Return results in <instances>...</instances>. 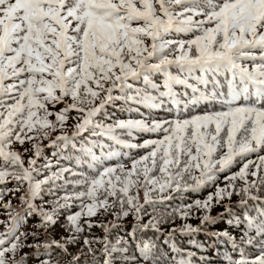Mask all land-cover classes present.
I'll list each match as a JSON object with an SVG mask.
<instances>
[{"label": "snow or ice", "instance_id": "1", "mask_svg": "<svg viewBox=\"0 0 264 264\" xmlns=\"http://www.w3.org/2000/svg\"><path fill=\"white\" fill-rule=\"evenodd\" d=\"M101 256L264 264V0H0V264Z\"/></svg>", "mask_w": 264, "mask_h": 264}, {"label": "trees", "instance_id": "2", "mask_svg": "<svg viewBox=\"0 0 264 264\" xmlns=\"http://www.w3.org/2000/svg\"><path fill=\"white\" fill-rule=\"evenodd\" d=\"M109 111H113L112 109H109ZM119 115V113H117ZM45 143H47L45 141ZM53 152H54V149L53 148H45L44 150V158L41 159V163H43V160L44 159H54L53 157ZM208 191H212V189H207V190H204L202 191L201 193L199 194H195V193H188L186 194V197H185V202H191L192 200L196 199V198H199V199H204L207 194H208ZM45 199H47V197H45ZM179 201H177L178 203ZM72 211H76V209H73ZM223 211V208L221 207H215L213 208L212 210V215L215 216L217 215L218 213L222 212ZM96 219H99V220H111L112 217L109 216L107 218L105 217H97ZM60 222L63 223L64 222V216L61 215L60 216ZM189 223H192L193 225H197L199 224V220L198 219H191L188 221ZM121 224L124 225V227H120V228H116L113 230V238L116 236V235H126L129 231H131V227H132V217H128V218H125L123 219L122 221H120ZM183 221H181L180 219H177L176 222H175V225H167L166 227H174V226H177V225H180L182 224ZM31 226V225H30ZM217 227L219 228H223V227H226V225H224L223 223L221 224H218ZM97 235H100L102 234V230L100 228H95L93 230ZM65 230L61 227H59V224L56 226V228L54 229L53 231V235L55 237H60L61 235H65ZM149 235H151V233H149ZM161 241L164 239L163 237L160 238ZM177 242L181 244V246H186V242L190 239H192L191 237H180V236H177ZM196 240L202 242V243H208V239L207 237H205L204 235H199L197 237H195ZM71 251L75 252L76 251V248H72ZM202 252L204 251H207V254L209 256H212L213 255V252L211 249H201ZM97 255L99 256V253H97ZM219 255V254H217ZM91 261H92V258L91 257H88L87 258V264H91ZM102 261H103V257L101 256L100 257V264H102ZM81 264H85V261L82 260Z\"/></svg>", "mask_w": 264, "mask_h": 264}]
</instances>
